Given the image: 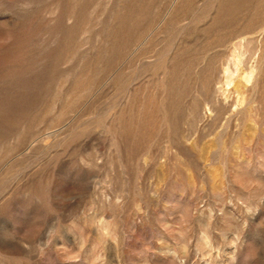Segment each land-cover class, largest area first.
<instances>
[{"label":"rangeland","instance_id":"374dc122","mask_svg":"<svg viewBox=\"0 0 264 264\" xmlns=\"http://www.w3.org/2000/svg\"><path fill=\"white\" fill-rule=\"evenodd\" d=\"M0 264H264V0H0Z\"/></svg>","mask_w":264,"mask_h":264},{"label":"bare ground","instance_id":"6f19581e","mask_svg":"<svg viewBox=\"0 0 264 264\" xmlns=\"http://www.w3.org/2000/svg\"><path fill=\"white\" fill-rule=\"evenodd\" d=\"M250 77L247 78V80L249 79Z\"/></svg>","mask_w":264,"mask_h":264}]
</instances>
